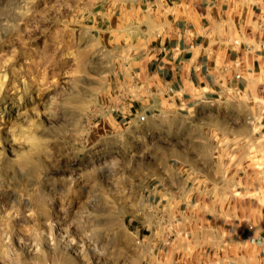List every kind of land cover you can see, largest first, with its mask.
I'll return each mask as SVG.
<instances>
[{
	"label": "rangeland",
	"instance_id": "1",
	"mask_svg": "<svg viewBox=\"0 0 264 264\" xmlns=\"http://www.w3.org/2000/svg\"><path fill=\"white\" fill-rule=\"evenodd\" d=\"M145 2L0 0V264H256L264 218L244 190L262 184L240 156L210 171L198 218L196 121L129 119Z\"/></svg>",
	"mask_w": 264,
	"mask_h": 264
},
{
	"label": "crops",
	"instance_id": "2",
	"mask_svg": "<svg viewBox=\"0 0 264 264\" xmlns=\"http://www.w3.org/2000/svg\"><path fill=\"white\" fill-rule=\"evenodd\" d=\"M130 12L129 119L196 121V217L213 205L207 193L217 161L232 165L240 156L245 176L262 184L247 183L244 199L255 193L264 218V0H146ZM220 144L240 148L221 154ZM160 189L167 198L169 188ZM263 252L261 246L250 258L264 264Z\"/></svg>",
	"mask_w": 264,
	"mask_h": 264
}]
</instances>
